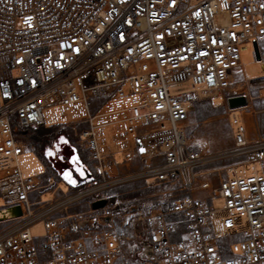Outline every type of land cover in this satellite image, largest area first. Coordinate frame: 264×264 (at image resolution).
<instances>
[{"label":"built area","instance_id":"built-area-1","mask_svg":"<svg viewBox=\"0 0 264 264\" xmlns=\"http://www.w3.org/2000/svg\"><path fill=\"white\" fill-rule=\"evenodd\" d=\"M255 43L264 56V0H0V264H264V137L248 142L244 121L235 126L231 152L249 168L202 196L211 186L201 187L199 171L211 159L185 132L198 98L217 95L227 110L243 95L250 106L236 78L243 47L255 54ZM126 92L133 101L117 113ZM55 125L71 126L92 176L43 201L33 194L53 177L41 185V175L22 173L25 150L47 164L19 130ZM130 163L124 177L160 187L171 205L148 214L92 207L109 172ZM15 206L21 214L9 215ZM143 241L152 259L140 257Z\"/></svg>","mask_w":264,"mask_h":264},{"label":"rangeland","instance_id":"rangeland-1","mask_svg":"<svg viewBox=\"0 0 264 264\" xmlns=\"http://www.w3.org/2000/svg\"><path fill=\"white\" fill-rule=\"evenodd\" d=\"M250 53L252 54L251 57H254L255 62H252L250 57H248L244 68H238L236 78V81L245 80L242 83L246 85L243 88L250 93V106L247 107L246 104L242 105V108L225 110L224 108H218L219 106H213L211 99L198 98L199 103L194 105V109L185 122V132L192 148L210 154L211 161L202 168L209 170L203 178L208 179L212 183L210 189L199 192L202 196L213 195V190L220 178L227 176V167L238 165L245 159V156L237 157L231 152L234 144L230 124L235 118L243 119L247 129L246 135L249 139L264 137V77L260 78L261 67L264 62L254 56L252 48H250ZM244 76L246 77L245 79ZM238 88L243 89L241 86H238ZM83 125L86 124L81 123V126ZM212 125L215 126V129L210 128ZM19 132H21L20 135L26 141V144L37 149L47 164V171L40 176L39 184H46L48 178L53 177V184L49 187L41 186L42 188L34 192V198L41 196L40 194L47 190L54 192V198L62 197L63 192L57 188L58 182L64 181L68 184L71 181L75 185V178L79 179L83 174L82 164H86L90 168L93 165L88 153L77 146V137L69 125L33 126L22 128ZM63 141H66V143ZM49 152L52 155H49ZM72 170L75 171L76 175ZM134 171L135 168L132 163L128 166H118L109 172V176H107L109 183L103 190L98 192L97 196L109 197V209L113 213L118 214L133 208L137 214H148L152 210L159 208V206L162 209H166L171 205V202L175 200L174 197L163 196L160 193V187H148L142 180L135 177H124ZM65 174H67L68 178H66ZM84 186L80 184L78 189ZM84 206V203L81 202V205L72 209L80 210ZM169 217L172 219L177 218L174 215ZM4 224L0 220V228ZM184 229L186 228L183 225L182 230ZM178 236L177 234L176 237Z\"/></svg>","mask_w":264,"mask_h":264},{"label":"bare ground","instance_id":"bare-ground-1","mask_svg":"<svg viewBox=\"0 0 264 264\" xmlns=\"http://www.w3.org/2000/svg\"><path fill=\"white\" fill-rule=\"evenodd\" d=\"M249 47L252 48V52H253L252 45H246L242 49V53H241L242 57H243L242 58V63H241V67L242 68H244V66L246 65V61H247L248 57H250L252 62H255L254 57H251L252 54L250 53V48ZM253 54H254V52H253ZM254 56L256 57L255 54H254ZM257 59H260V60H262L264 62V56H262L260 58H257ZM261 68H262V73L260 74V78L264 77V63H263V66ZM202 99H205V98H202ZM132 101H133V97L126 92L124 95L119 96L114 101L115 102L114 110L117 113H123L126 110V108L128 107V105H130L132 103ZM221 101H222V98L216 95V96L213 97L211 102H212L213 106L217 107V106L220 105ZM239 102L240 101H239V99L237 97H235V96L232 97L231 103L233 105L232 107H234V108H231V109L242 108L243 106L236 107L237 105H239L238 104ZM112 107H113V105H112ZM108 109H109V106H106V108H104L103 110L98 112L95 115L94 120L97 121V120H99V118L103 117L104 113L107 112ZM241 122H243L242 118H235L232 121V124H230L231 125V129L234 130L233 128L235 126H237ZM106 131L108 132V127L106 128ZM246 138H247L248 142L254 141V139H249L247 137V135H246ZM107 140H108V143L111 144V139H110L108 134H107ZM203 155H205L206 157H210L209 153H203ZM116 156H117V159L119 161L123 160V154L122 153H118ZM41 160L42 159H40L39 156L34 151L25 150L24 153H22V155L20 156V159H19V165L21 167L22 173L24 175H28V176H39V175L45 174L46 171H47V167L44 165V163ZM245 164L246 163L243 160L238 165H235V166L230 165V166H228L227 167V175L233 176V175H236L237 173H241V172H244V171L248 170L249 167H246ZM208 172H209V170L201 169L199 171V175H201L203 177ZM210 172H212V171H210ZM74 174L76 175L75 172H74ZM202 182H203L202 185H201L202 188L210 187L211 183H212L208 179H203ZM52 184H53V180L51 179L49 184L45 185L43 187H49ZM57 188L61 189L62 192H68L69 191V184L65 183L64 181H59ZM53 194H54L53 191L51 192V190H47V191L42 192L40 195H41L43 201H46V200L52 199ZM214 201H215L216 204H219L221 202V199L219 197L215 196L214 197ZM4 204H5L4 203V199L2 198V196H0V207L3 206ZM5 211L6 210H4V209H0V219H2L3 216L5 215V213H6ZM34 231L35 232H40V233L44 232L42 223L37 224L34 227Z\"/></svg>","mask_w":264,"mask_h":264},{"label":"water","instance_id":"water-1","mask_svg":"<svg viewBox=\"0 0 264 264\" xmlns=\"http://www.w3.org/2000/svg\"><path fill=\"white\" fill-rule=\"evenodd\" d=\"M255 54H256V57L257 58H260L261 55H260V51H259V48H258V45L255 43ZM235 96V95H234ZM232 96V97H234ZM232 97H229L228 98V102H229V105L230 107H232V103H231V99ZM239 99V105H237L236 107H239V106H242V105H246L247 104V99L245 96L243 95H237L235 96ZM210 128L212 129H215V126L212 125ZM84 168V171H85V174L82 178L78 179V181L76 182L78 185L84 183L88 178H90L92 176V173L86 168V167H83ZM108 202V199L107 198H99L95 201H93L92 203V207L95 208V209H98V208H101V207H104ZM9 215L13 216L14 214L15 215H20L21 214V209L19 206H15V207H12L8 210ZM131 214H126V223H128L129 219L131 218ZM100 219L103 221V222H108L110 221V215H107V216H102L100 217ZM81 226L82 227H92L93 226V220L90 219V220H84V221H81ZM143 250L139 253L140 254V257L144 260H148V259H152L153 258V249L152 247L148 246L147 242L146 241H143Z\"/></svg>","mask_w":264,"mask_h":264},{"label":"trees","instance_id":"trees-1","mask_svg":"<svg viewBox=\"0 0 264 264\" xmlns=\"http://www.w3.org/2000/svg\"><path fill=\"white\" fill-rule=\"evenodd\" d=\"M196 103H199V100H196L195 102H194V104H196ZM204 111V110H203ZM202 111V112H203ZM203 115V114H202ZM22 132V131H21ZM21 132H20V134H21ZM27 147H28V149H33V147L31 146V145H29V144H27ZM36 150V152H38V150L37 149H35Z\"/></svg>","mask_w":264,"mask_h":264},{"label":"snow or ice","instance_id":"snow-or-ice-1","mask_svg":"<svg viewBox=\"0 0 264 264\" xmlns=\"http://www.w3.org/2000/svg\"><path fill=\"white\" fill-rule=\"evenodd\" d=\"M63 142H65V143H66V141H63ZM141 151H143V149H141ZM48 154H49V155H52V153H51V152H49ZM65 176H66V178H68V177H67V174H65ZM70 182H71V181H70Z\"/></svg>","mask_w":264,"mask_h":264},{"label":"flooded vegetation","instance_id":"flooded-vegetation-1","mask_svg":"<svg viewBox=\"0 0 264 264\" xmlns=\"http://www.w3.org/2000/svg\"><path fill=\"white\" fill-rule=\"evenodd\" d=\"M74 170H76L75 168H73ZM74 170H72V172H75Z\"/></svg>","mask_w":264,"mask_h":264}]
</instances>
